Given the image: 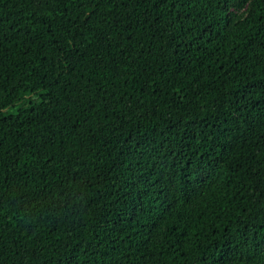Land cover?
<instances>
[{
	"label": "trees",
	"instance_id": "16d2710c",
	"mask_svg": "<svg viewBox=\"0 0 264 264\" xmlns=\"http://www.w3.org/2000/svg\"><path fill=\"white\" fill-rule=\"evenodd\" d=\"M0 264H264V0H0Z\"/></svg>",
	"mask_w": 264,
	"mask_h": 264
}]
</instances>
